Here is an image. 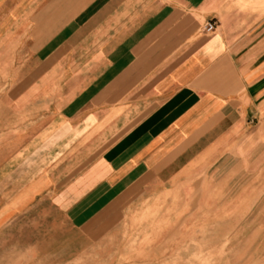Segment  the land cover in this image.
I'll return each instance as SVG.
<instances>
[{
	"label": "crops",
	"instance_id": "0c3cea01",
	"mask_svg": "<svg viewBox=\"0 0 264 264\" xmlns=\"http://www.w3.org/2000/svg\"><path fill=\"white\" fill-rule=\"evenodd\" d=\"M262 167L264 0H0V264H243Z\"/></svg>",
	"mask_w": 264,
	"mask_h": 264
},
{
	"label": "rangeland",
	"instance_id": "374dc122",
	"mask_svg": "<svg viewBox=\"0 0 264 264\" xmlns=\"http://www.w3.org/2000/svg\"><path fill=\"white\" fill-rule=\"evenodd\" d=\"M259 153V152H257ZM264 173V167H262V170L259 171V173ZM249 200L244 202V208H248L249 204H247ZM264 205V199L260 201V207H263ZM253 219L252 215H246L245 217V226L243 224L240 225L241 231L240 232H230V236L235 239H240L243 241H246V246H242L238 249H234L239 253L241 251L243 261L245 263L243 264H264V229H260L258 225L251 222ZM250 222V223H249ZM243 227L245 231L243 232ZM221 235V233H219ZM251 240V241H249ZM256 241V243H254ZM257 241L262 242L261 246L257 245ZM228 250L224 248L215 249L213 253H208V255L199 254L197 257H195L193 260L198 261L199 264H208V261L210 262L212 259L216 264H223L222 259L226 255V252ZM163 264H182V262H174V260L169 262H164Z\"/></svg>",
	"mask_w": 264,
	"mask_h": 264
},
{
	"label": "built area",
	"instance_id": "2783aa9c",
	"mask_svg": "<svg viewBox=\"0 0 264 264\" xmlns=\"http://www.w3.org/2000/svg\"><path fill=\"white\" fill-rule=\"evenodd\" d=\"M214 27H215V21L214 20H209V21H207L204 29H205L206 32H208V31H213Z\"/></svg>",
	"mask_w": 264,
	"mask_h": 264
}]
</instances>
